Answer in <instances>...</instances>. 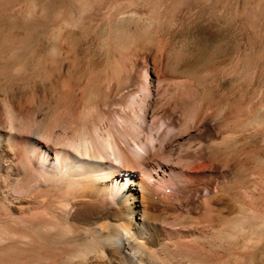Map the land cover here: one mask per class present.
<instances>
[{
    "label": "rangeland",
    "instance_id": "rangeland-1",
    "mask_svg": "<svg viewBox=\"0 0 264 264\" xmlns=\"http://www.w3.org/2000/svg\"><path fill=\"white\" fill-rule=\"evenodd\" d=\"M115 64L124 71L119 83L106 80ZM0 70L20 74L0 80V99L48 87L60 71L58 90L69 84L84 101L94 76L106 94L96 100L100 113L116 123L106 107L131 103L139 126L146 123L144 140L172 158L179 200L208 187L221 194L215 206L226 213L227 185L240 178L239 222L255 223L254 240L240 238V261L264 264V0H0ZM55 98L48 87L39 116ZM16 106L30 128L32 106ZM1 109L0 102V116ZM171 134H180L182 149L166 155ZM190 164H201L193 173L198 186L186 185Z\"/></svg>",
    "mask_w": 264,
    "mask_h": 264
},
{
    "label": "bare ground",
    "instance_id": "bare-ground-1",
    "mask_svg": "<svg viewBox=\"0 0 264 264\" xmlns=\"http://www.w3.org/2000/svg\"><path fill=\"white\" fill-rule=\"evenodd\" d=\"M122 69L115 64L106 80L119 83ZM15 75L0 70L1 81ZM93 77L84 101L69 84L58 90L60 71L54 82L50 77L56 98L42 116V84L0 99V264H226L225 252L241 264L240 238L252 239L255 223L239 222L240 178L227 185L226 213L224 204L215 206L221 194L208 187L205 195L176 198L182 184L172 158L144 140L146 123L139 126L131 103L106 107L116 123L100 113L96 100L106 94ZM24 101L32 106L28 129L16 106ZM179 135L164 145L166 155L183 140ZM201 164L184 166L187 186L199 185L193 173ZM11 180L16 186L9 188Z\"/></svg>",
    "mask_w": 264,
    "mask_h": 264
}]
</instances>
